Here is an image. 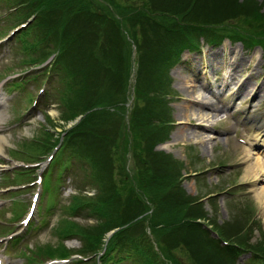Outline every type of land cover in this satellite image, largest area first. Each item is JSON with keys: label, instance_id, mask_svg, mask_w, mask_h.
I'll return each instance as SVG.
<instances>
[{"label": "rangeland", "instance_id": "obj_1", "mask_svg": "<svg viewBox=\"0 0 264 264\" xmlns=\"http://www.w3.org/2000/svg\"><path fill=\"white\" fill-rule=\"evenodd\" d=\"M23 1L0 0V95L3 102L0 108V134L6 139L0 152V235L9 233L2 239V243L9 235L26 229L20 226V219L27 209L30 194L40 187L35 181L37 174L33 177L35 167L36 173L42 175L44 184L36 212L29 227L27 226L31 230L17 245H13L7 264H30L25 254H33L37 260L43 256L37 253V247L47 244H63L70 253L92 254L93 251L83 249V238L78 235L62 236L58 229L68 220L87 228V225H103L102 220L105 219L104 216L97 217L83 203L69 209L74 205V196H93L101 185L100 177L95 176L91 163L84 156L86 148L82 147L85 151H79L80 154L71 150L73 146L70 145L77 146L75 139L79 138H67L68 133H61L74 124L71 119L64 120L62 114L66 110L62 98L65 99L70 92L69 85L74 75V65L70 57L73 51L71 49L61 58L54 54H51L53 59L49 55L43 58L47 48L38 45L36 38H40L48 27L47 23L40 26L39 20L43 17L37 15L27 26L12 31L11 28L17 23L27 22V16L31 13L32 7L17 8ZM100 1L111 7H123L126 3L142 4V0H110L111 3ZM261 10H264V4L261 5ZM50 22L55 25L54 17ZM209 30L207 27L204 35ZM204 35L198 36L196 45L189 51H182L177 56L176 63L168 68L171 93L165 95V98L168 100L169 125L164 142L155 144L153 150H162L178 161L176 182L186 194L202 202L207 213L204 219L197 220L202 222L210 238H219L216 229L234 223L241 225V233L249 232L250 241L261 242L264 237V213L260 202L254 196V188L264 189V173L253 180L250 174L245 173V167L255 158L264 162V93L258 104L254 105V100L248 103L247 100L240 99L238 94L231 95L235 87L226 92L219 90L227 81L226 78L222 81L219 79L224 67L227 74L228 61L236 58V55H242L244 66L239 71V78L248 72L251 73V83H257L264 78V51L257 45L246 46L241 41H232L227 37L217 42L208 40ZM33 40L34 43L29 45ZM40 57L46 60L39 64L37 62L40 60L34 59ZM213 58L217 63L215 71L211 68L214 66ZM193 68L195 74L190 73ZM258 76L260 77L257 78ZM132 82L133 75H130V86ZM130 86L127 103L131 97ZM185 87L192 92L191 98H198V93H202L213 104L221 106L220 100L226 99L228 105L223 109H216L217 115L214 118L210 114L192 120L193 125L199 124L201 127L195 128L187 121V128L194 130V135L178 138L174 135L176 123L186 121L177 115L178 108L188 104L183 100L187 94ZM34 99L36 102H33ZM194 106L195 104L190 105ZM126 107L130 110L131 102ZM190 116L197 117L191 113ZM196 133L200 137L195 136ZM55 143H60V147L54 153L51 149ZM243 146H249L252 150V156L248 160L243 156ZM130 147L131 140L127 143L124 160L125 168L133 173ZM53 155L51 164L47 166L51 160L48 158ZM36 161L39 163H34ZM112 161L113 166L117 167L119 178L123 166L121 155L112 151ZM28 163L37 165L29 164L28 168L22 166ZM16 210H21L20 215H14ZM114 210L115 205L105 208L108 217H113ZM133 219L124 224H129ZM124 224L101 235L103 239L107 235L116 237L112 240L110 236L107 241L110 245H105V254L111 258L107 264H144L140 258L144 257V250L141 246H135V242L143 238L142 231L140 228H129L116 236L117 231L120 232L125 227ZM143 224L150 244L147 243L145 235L142 240L154 250L158 258H145V264H194V260L190 259V250L187 249L191 245V239L193 241L192 237L188 241L186 236V242L184 239H174L171 242L168 234L170 229L159 230L154 234L149 229L148 220ZM222 236L230 239H217L220 245H226L223 241L230 242L232 239V235ZM11 244L8 241V251L9 248L12 249ZM93 256H87V260L82 263L73 260L60 263L100 264L101 261L90 259ZM103 256L104 253L99 259ZM257 256L261 259L255 258L256 255L251 249L240 248L235 253L234 264H264V259ZM211 258L213 259V254Z\"/></svg>", "mask_w": 264, "mask_h": 264}, {"label": "trees", "instance_id": "obj_2", "mask_svg": "<svg viewBox=\"0 0 264 264\" xmlns=\"http://www.w3.org/2000/svg\"><path fill=\"white\" fill-rule=\"evenodd\" d=\"M28 1L31 11L37 9L36 15L43 17L40 26L47 23L48 27L36 38L38 45L47 48L42 57L54 53L61 58L73 51L70 57L74 75L70 92L62 98L66 105L62 114L64 120L81 117L66 131L67 138H79L75 139L77 146L70 145L71 150L80 154L85 151L82 147L86 148L84 156L101 181L93 196H74V205L69 209L83 203L97 217H105L103 225L85 228L68 220L58 229L60 235H78L85 240L83 249L97 251L104 243L103 232L134 218L116 236L129 228H140L150 244L143 224L148 220L154 234L170 229L171 242H186V236L188 241L192 237L187 249L194 264H234L240 248L251 249L255 258L261 259L260 255L264 259V237L261 242L250 241L249 232H240L241 225L228 223L216 229L218 240L227 238L223 234L232 235L226 245L210 238L197 220L207 213L202 202L186 194L176 182L178 161L162 150H153L166 138L168 128V68L184 49L196 45L197 37L203 36L207 27L210 30L204 36L208 40L220 42L227 37L246 46L259 45L264 51V0H142L141 5L126 3L123 7H111L100 0ZM52 17L55 25L50 22ZM32 43L34 40L29 45ZM132 44L135 59L130 58ZM42 57L34 60L41 61ZM132 74V108L126 118ZM130 140L133 173L125 168L124 160ZM112 151L123 160L119 178ZM108 205H115L113 217L105 211ZM142 239L135 246L144 250V257L140 256L144 264L145 258L158 260ZM36 251L47 256L70 253L63 244H47ZM105 253L106 248L100 264L111 260Z\"/></svg>", "mask_w": 264, "mask_h": 264}, {"label": "bare ground", "instance_id": "obj_3", "mask_svg": "<svg viewBox=\"0 0 264 264\" xmlns=\"http://www.w3.org/2000/svg\"><path fill=\"white\" fill-rule=\"evenodd\" d=\"M215 53V52H214ZM213 57V54H211ZM213 65L211 68L215 71V65L217 64L214 61V58L212 59ZM228 71L226 74V67L221 69V78L219 81H222L224 78L227 79L225 85L223 87L219 88V90L226 92V90L230 89L231 87H235L231 95L235 96L236 94L240 95L241 98L238 96V99H243L247 100L248 103L254 100V105L258 104L259 100L262 98V94L264 93V78L262 77L261 80H259L257 83L250 81L251 73H245V76L242 78L240 77L239 71L242 69L244 66L243 58L242 55L239 57L236 55V58H233L231 61H228ZM190 73H194V68L193 70L190 71ZM258 76L257 78H259ZM215 78V77H214ZM217 79V78H215ZM191 85V84H188ZM194 84H192L193 86ZM196 88L193 89L195 91ZM186 91V96L183 99L186 103L181 107L178 108L177 110V115L181 119H185L186 121H180L176 123V130H175V136L176 137H182V136H190L194 135V130H190L187 128L186 122L188 121L190 124L193 122L192 120H197V118H203L210 116L215 117L217 114H215L216 109H223L227 107L228 101L226 99L220 100L221 106H218L217 104H213V102H210L209 99L204 96L202 93H198V98H191L190 96L192 95V92L188 91V88L185 87ZM213 94V92H211ZM191 94V95H190ZM214 95V94H213ZM198 99V100H197ZM1 104V101H0ZM195 104L194 107H190V105ZM190 108H193L192 111ZM212 111L213 113H210ZM191 114H196L197 117H192L190 116ZM1 114V111H0ZM218 115H221V113ZM199 116V117H198ZM210 117V118H211ZM193 118V119H192ZM193 125V124H192ZM193 127L198 128L201 127L199 124L193 125ZM1 130V129H0ZM197 137H200L199 133H196ZM6 139L0 134V152L3 150V144L5 143ZM242 152L243 156L246 157L245 159H250L252 156V150L249 146H243L242 147ZM264 162L263 161H258L256 158L254 161L249 162L246 167H245V173L250 174L249 176L253 177V180H256L259 178V176L264 173L263 167ZM254 196L255 198L260 202L261 207L263 208V213H264V189L263 188H254ZM6 260H3L1 264H5Z\"/></svg>", "mask_w": 264, "mask_h": 264}]
</instances>
